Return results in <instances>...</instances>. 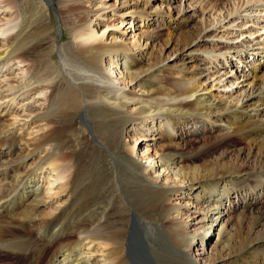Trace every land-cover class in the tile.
I'll return each mask as SVG.
<instances>
[{"label":"bare ground","instance_id":"6f19581e","mask_svg":"<svg viewBox=\"0 0 264 264\" xmlns=\"http://www.w3.org/2000/svg\"><path fill=\"white\" fill-rule=\"evenodd\" d=\"M20 2L0 0V9L19 7L14 10V18L4 19L0 26V33L8 42V47L0 51V64L5 59L15 61L28 75L19 79L16 86L9 82L7 95L0 98V108L5 101L16 102L20 95H23V106L36 95H44L45 104L40 106L38 116L47 130L42 133L39 146L16 155L21 146L15 132H0V156H4L0 158V255L11 258L10 262L0 264H144L147 263L144 258L153 264H214L203 258H192L196 245H205L207 236L214 233L217 240L209 256L218 254L216 264H264V207L251 208L264 193V57L256 55L258 50L264 52V42L249 39L241 45H229L220 53L206 47L209 38L214 36V27L235 13L234 10L223 19L215 18L210 29L203 26L189 35V40L197 35L189 53L200 51L203 60L209 58L212 63L227 59L230 49H235L239 57L244 52L257 57L258 65L263 68L262 75H253L249 89L245 88L234 102L214 92L216 84H208L210 78H202L206 68L202 69L194 58L197 61L194 67L199 69L192 73L180 68L174 70L160 56L145 66L138 42L130 44L121 35L115 36L114 42H106L105 34H99L92 24L93 17L98 19L102 15L93 8L85 7L81 15L74 14L69 26L75 45L63 50L64 69L52 63V47L38 50L30 58L25 51L33 45L34 25H43L45 40L51 33L42 21V18L46 20L44 2L37 3L31 14L22 9ZM32 3L26 0V7ZM75 6L74 2L65 7L73 11ZM243 11L247 13L236 12L249 17L255 12H264V0H249ZM137 14L141 20L149 17L146 9ZM260 18L261 15L255 17ZM149 45L150 40H146L144 47ZM105 57L109 58L110 66L116 64L113 69L119 70L121 78L114 77L112 69H102ZM163 69L171 73L170 86L161 84ZM230 72L233 71H227L226 75ZM221 77L218 83L222 82ZM230 81L231 85L236 83ZM130 82L138 83L140 88H127ZM93 103L98 105L105 121L123 120L125 126L130 120L125 118L129 114L141 124L156 123L161 138L168 140L155 165H132L127 178L117 169L114 177L119 178L110 188L118 191L121 187L122 192L113 197L107 193L99 195L96 203H93L94 188L89 193L85 185L90 178L95 185V175L85 173L76 161L71 163L67 152L76 131L77 138L81 139L94 128L88 113ZM25 109L32 113L35 107L30 105ZM84 109L86 115L76 120V114ZM57 113H61L59 118L55 116ZM199 122L210 127L221 124L219 128L227 136L220 140L233 135L248 140L253 149L246 153L249 162L243 160L242 150L234 144L238 155L233 162L226 163L228 152H223L205 167L194 166L197 156L182 150L174 140L183 125ZM36 150H42L39 164L31 171H24L26 160ZM114 160L119 168L116 156ZM46 164L50 173L44 185L46 180L41 176ZM161 174L164 182L160 181ZM130 183L136 184L151 200L146 213L135 209V203L129 199L125 203L122 193L129 196L126 192ZM172 192L189 199L188 207L192 211L188 217L193 214V219L201 224L199 227L189 230L188 220L176 222L178 217L173 213L182 205L167 203ZM64 194L66 199L41 218L38 207L48 198ZM236 199H239L235 207L240 209V226L229 227L230 220L225 215L230 210L225 207L226 201L230 207ZM155 239L159 240V246Z\"/></svg>","mask_w":264,"mask_h":264},{"label":"rangeland","instance_id":"374dc122","mask_svg":"<svg viewBox=\"0 0 264 264\" xmlns=\"http://www.w3.org/2000/svg\"><path fill=\"white\" fill-rule=\"evenodd\" d=\"M20 1V6H23L22 9H25L28 14H31L30 10H34L37 3L44 2L43 12L46 20L42 18V21L44 20L46 22L48 32L49 34L51 33V37L45 40L42 37L43 25L41 23L35 24L32 30V34H35L33 45L25 52L31 58L38 50L45 51L52 47L54 58L52 59V63L59 65L62 69H64L62 62L63 50L66 51L68 47L75 45L69 25L75 17L74 14L81 15L86 7L100 11L99 14H102L98 19L92 16V24H94L96 30H99V34H105L104 40L106 42H114L115 36L117 35H121L130 44L138 42V51H143L142 65L145 66L154 61V57L160 56L166 60L169 66L172 65L174 70L180 68L183 69V72L192 73V70L198 71L199 69H195L194 67L197 63L194 60L196 59L201 64L202 69L206 68V73L202 78H210L208 84H216L213 89L214 92L224 98L232 99L234 102L245 88L249 89L253 75L259 76L263 72V68L258 65L257 57H254L253 54L247 55L244 52L240 58L238 54H235V49H230V54L227 55V59L222 62L219 61L218 63H212L211 60L209 61V58L203 60V54L200 51L189 53L193 49V42L197 39L196 35L189 40V35L196 33L203 26L210 29L215 18L223 19L227 14L233 12V10L235 13L214 27V36L209 38L206 47L216 50L214 53H220L229 45H241L243 44L242 41L248 42L249 39H258V42H264V12H255L251 17L240 16L238 14L241 11V13H247L243 10L249 0H32L33 3L27 7L26 0ZM74 2L76 6L73 7V11L65 7L67 4ZM18 8L17 6L11 9L7 6V8L0 9V26L3 25L4 19L7 20L10 16L14 18V10ZM144 9L147 10L149 17L141 20L137 13ZM160 9H162L161 12H159ZM237 10L239 12H236ZM163 11L168 13H162ZM258 15H261V18L256 20L255 17ZM162 19L169 20L168 24L166 23L167 21H161ZM19 23H21V17ZM227 23L229 26H226ZM221 25L223 27H219ZM242 31H246L245 34L242 35ZM32 36L30 38H33ZM146 40H150V45L147 48L144 47ZM5 47H8L6 36L0 33V51L5 50ZM251 47L252 45L248 46V48ZM250 52H253V50L251 49ZM256 53L257 56L261 55L264 57L262 50H258ZM184 62H186V65H184ZM14 63L7 62L5 59L0 64V98L7 95L9 82H12L16 86L19 79L23 80L28 75L26 70L22 72L19 66ZM254 64L257 65L256 68H254ZM115 65L110 66L109 58L105 57L102 63V69H112L114 71V77L119 79L121 75L117 68L113 69ZM231 70L233 72L226 75V72ZM231 73L233 75H230ZM221 75V78H223L222 82L218 83L217 80ZM160 79L163 86L172 85L171 73L168 69L162 70ZM230 80L236 81V83L231 85ZM120 82L124 85L123 80H120ZM127 88L138 90L140 87L138 83L130 82ZM22 99L23 95H20L17 97L16 102L11 103V101H5L6 103L0 108L1 134L9 132L5 130L14 131L18 144L21 146V150H17L15 155L20 151L27 153L33 150L34 147L39 146L42 133L47 130V127H43L44 121L38 116L40 106H44L45 104L44 95H36L35 98L24 106L22 105ZM30 105L35 107L32 113L26 109L24 110L25 107H29ZM88 113L89 120L93 123L94 128L88 131V135H84L81 139L77 138L78 131H76V134L71 137L67 152L70 154L68 160L71 163L72 161H76L84 167L85 173L95 175V185L93 184L92 178L86 179L85 185L89 193L91 192L90 188H94L93 198H95L93 199V203H96V198L99 195L101 196L107 193V196L113 197V195L119 194V191L122 192L121 187L118 191L110 188L119 178L114 177L117 174V169H119L122 177L127 178L129 177V168L132 165H155L157 156L163 152V144H166L168 140L161 138L162 134L157 130L156 123L153 124L147 121L145 124H141L137 119L132 120L129 114L125 117L130 119L125 126L123 120L115 119L116 122L105 121L103 119L104 116L99 111L98 105L95 103L90 104ZM60 114L57 113L55 116L59 118ZM16 115L17 119L15 118ZM84 115H86V109L82 113L76 114V120L80 121ZM25 122L27 124L20 129L21 125ZM219 126L221 124H218L216 127H210L208 124L201 122L197 124H185L175 133L176 138L174 141L180 145L182 150L194 153V156H197L194 166L205 167L207 164L217 160L223 152H228L225 158L226 163L233 162L238 155V152L234 151V144L242 150L241 156L248 163L249 157L246 153L253 151L252 146L248 144L249 141L240 139L238 135L220 140L227 135ZM95 130L98 132L96 135ZM231 141L234 143H231ZM100 142L104 143V145ZM40 154L42 155V150H36L34 155H30L26 160L24 171H31L37 167L40 161ZM114 156H116L120 164L119 168L115 165ZM2 157L4 156H0V158ZM49 168L46 164L41 176V179L44 178L43 180H46L44 185L48 183ZM154 172L155 169L154 171L152 170L153 174ZM158 173L157 171L156 174L158 175ZM161 176L162 179L160 181L164 182V175L161 174ZM56 186L55 184L54 187ZM129 186L126 192L129 196L122 193L125 203L127 204V200L129 199L135 203V209L146 213L148 211L147 205H150L151 200L143 194L142 190L136 184L130 183ZM198 191L196 190L197 193ZM66 197L64 194L60 197L48 198L46 203H42L37 209L40 217H47V213L58 207L59 202L64 201ZM167 203L176 206L182 205L181 208H177L173 213L174 216L178 217L176 222H180L182 219L188 220L189 230L196 229L201 225L193 219V214L188 217V212L192 211L188 207L190 202L182 194L172 192ZM228 203L229 201H226L227 205L225 207L230 211L225 216L230 220L229 227H232V225L233 227L240 226L238 220L240 209L235 207L236 204L239 205V199H236L235 203H232L230 207ZM263 207L264 193L251 208L257 210ZM206 240L205 245L197 244L194 250H192V258H203L216 264L218 254L214 253L213 257L209 255L213 250V246L216 244L217 235L215 233L211 236L209 235ZM154 242L159 246V240L155 239ZM144 260L147 263L153 264L148 258H144ZM10 261L11 258L9 256L0 255V262Z\"/></svg>","mask_w":264,"mask_h":264}]
</instances>
